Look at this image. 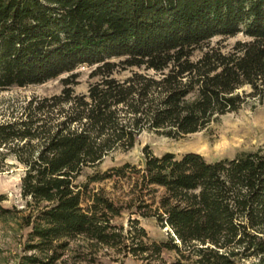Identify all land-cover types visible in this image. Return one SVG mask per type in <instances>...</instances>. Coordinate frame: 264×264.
Listing matches in <instances>:
<instances>
[{
  "label": "trees",
  "instance_id": "1",
  "mask_svg": "<svg viewBox=\"0 0 264 264\" xmlns=\"http://www.w3.org/2000/svg\"><path fill=\"white\" fill-rule=\"evenodd\" d=\"M245 38L231 48L216 36ZM199 51L200 54L195 56ZM75 74L58 94L32 97L0 122V172L22 169L20 210L29 249L58 259L82 236L140 264L264 263V148L208 160L195 151L155 154L80 178L138 135L197 132L248 101L264 104V0H0V91ZM126 180V199L89 188ZM128 213L126 227L115 220ZM165 236L151 238L140 218ZM38 262L36 256H29ZM43 262V261H42Z\"/></svg>",
  "mask_w": 264,
  "mask_h": 264
},
{
  "label": "rangeland",
  "instance_id": "2",
  "mask_svg": "<svg viewBox=\"0 0 264 264\" xmlns=\"http://www.w3.org/2000/svg\"><path fill=\"white\" fill-rule=\"evenodd\" d=\"M245 37L238 33L232 37H213L210 46L221 47L223 51L231 48L236 40ZM197 51L195 56L199 55ZM91 66L82 65L70 73H64L42 84L24 87L12 86L0 91V122L11 118L22 110V107L32 97L58 94L63 85L62 79L75 74L73 89L76 93H85L90 81ZM145 145L155 153L165 151L183 153L195 151L208 160L222 157H233L242 150L264 148V104L253 100L248 101L237 111L221 115L217 120L210 122L205 128L178 137H167L153 131H143L136 138L134 146L128 151H114L106 156L96 167L87 168L80 178L94 171H105L112 166L124 162L140 164L142 149ZM6 170L0 172V194L5 196L2 205L7 208L20 210L25 207V200L21 197V167L13 160L8 159ZM89 188L99 191L103 195L115 200L126 199L129 193V183L126 180L104 179L89 184ZM24 212L14 211L12 214L0 217V264H48L46 254L38 249H29V227L23 225ZM128 213L123 212L117 218V223L127 225ZM140 225L148 235L156 240L165 236L162 229L152 217L140 218ZM67 246L61 256L50 264H140L132 257L117 261L119 257L100 245H95L82 236L67 239ZM36 256L38 262H31L28 257ZM43 261V262H42ZM236 264H264L256 258L240 259Z\"/></svg>",
  "mask_w": 264,
  "mask_h": 264
}]
</instances>
